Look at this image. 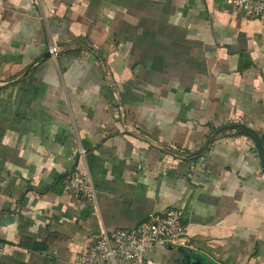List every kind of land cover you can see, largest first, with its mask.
<instances>
[{"label":"crops","instance_id":"crops-1","mask_svg":"<svg viewBox=\"0 0 264 264\" xmlns=\"http://www.w3.org/2000/svg\"><path fill=\"white\" fill-rule=\"evenodd\" d=\"M234 124L264 146V22L219 0H0V264H72L100 230L168 208L188 252L264 264L252 141L225 131L196 158L170 153ZM74 169L94 203L68 190Z\"/></svg>","mask_w":264,"mask_h":264},{"label":"built area","instance_id":"built-area-1","mask_svg":"<svg viewBox=\"0 0 264 264\" xmlns=\"http://www.w3.org/2000/svg\"><path fill=\"white\" fill-rule=\"evenodd\" d=\"M244 18L264 22V0H219ZM55 55L57 49H51ZM68 190L83 202H95V189L87 172L72 170ZM182 212L168 208L154 212L131 229L100 230L91 236L72 264H148L146 253L156 246L190 248Z\"/></svg>","mask_w":264,"mask_h":264},{"label":"water","instance_id":"water-1","mask_svg":"<svg viewBox=\"0 0 264 264\" xmlns=\"http://www.w3.org/2000/svg\"><path fill=\"white\" fill-rule=\"evenodd\" d=\"M225 131H236V134L239 136H244L252 141L254 144L255 150L257 152V157L261 166L262 171L264 172V146H263V140L260 138V136L248 129L246 126L241 124H234V125H228L223 126L219 129H217L204 143V145L197 150L196 152L190 154V155H182L178 152L170 151V153L175 154L177 157H181L183 159H193L200 155H202L207 149L208 146L216 140L218 135L222 134ZM179 251V264H211L210 261L206 260L207 257L200 255L197 252L190 253L187 251L186 248H176ZM185 249V251L183 250Z\"/></svg>","mask_w":264,"mask_h":264}]
</instances>
